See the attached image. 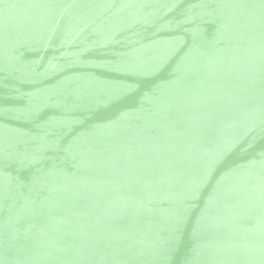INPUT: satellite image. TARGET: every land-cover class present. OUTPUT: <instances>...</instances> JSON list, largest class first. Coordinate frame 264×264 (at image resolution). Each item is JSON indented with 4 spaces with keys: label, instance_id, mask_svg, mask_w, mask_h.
Masks as SVG:
<instances>
[{
    "label": "water",
    "instance_id": "obj_1",
    "mask_svg": "<svg viewBox=\"0 0 264 264\" xmlns=\"http://www.w3.org/2000/svg\"><path fill=\"white\" fill-rule=\"evenodd\" d=\"M0 264H264V0H0Z\"/></svg>",
    "mask_w": 264,
    "mask_h": 264
}]
</instances>
